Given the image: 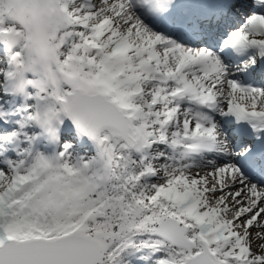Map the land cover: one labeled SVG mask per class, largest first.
Returning <instances> with one entry per match:
<instances>
[{"label": "snow or ice", "instance_id": "snow-or-ice-1", "mask_svg": "<svg viewBox=\"0 0 264 264\" xmlns=\"http://www.w3.org/2000/svg\"><path fill=\"white\" fill-rule=\"evenodd\" d=\"M0 264H264V0H0Z\"/></svg>", "mask_w": 264, "mask_h": 264}]
</instances>
